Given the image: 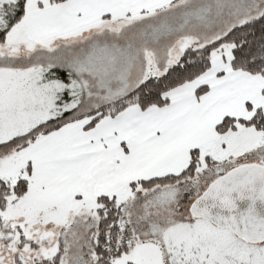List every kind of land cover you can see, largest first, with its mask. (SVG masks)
I'll list each match as a JSON object with an SVG mask.
<instances>
[{"label":"snow or ice","instance_id":"6c2138e0","mask_svg":"<svg viewBox=\"0 0 264 264\" xmlns=\"http://www.w3.org/2000/svg\"><path fill=\"white\" fill-rule=\"evenodd\" d=\"M0 264H264V0H0Z\"/></svg>","mask_w":264,"mask_h":264}]
</instances>
